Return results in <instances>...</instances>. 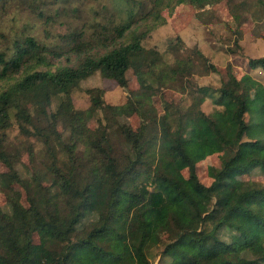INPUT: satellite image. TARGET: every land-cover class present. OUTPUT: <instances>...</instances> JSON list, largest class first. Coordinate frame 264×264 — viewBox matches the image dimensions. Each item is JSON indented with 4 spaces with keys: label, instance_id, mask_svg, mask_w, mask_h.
<instances>
[{
    "label": "trees",
    "instance_id": "obj_1",
    "mask_svg": "<svg viewBox=\"0 0 264 264\" xmlns=\"http://www.w3.org/2000/svg\"><path fill=\"white\" fill-rule=\"evenodd\" d=\"M178 1L203 8L218 0ZM256 6L264 9V0ZM131 25L121 22L91 41L81 37L76 62L67 56V64L54 68L36 67L46 58L32 37L16 42L8 60L0 53V79L23 70L0 91V161L7 168L0 189L9 201L0 206V264H151L154 246L160 264H264V186L243 178L264 171V85L249 73L232 76L229 86L199 85L195 75L217 68L197 47L184 53L177 36L162 53L144 47L146 31ZM93 41L104 49L90 52ZM247 61L249 69L264 71V55ZM130 69L138 88L123 105L105 103L100 87L87 89L104 114L90 127L72 105V89L95 73L127 88ZM210 97L220 108L206 113L201 106ZM54 98L67 103L66 136L50 109ZM131 113L140 118L138 129L119 120ZM14 123L31 161L27 176L17 167L22 149L8 138ZM80 146L86 156L78 155ZM216 153L219 166L209 167L212 181L205 185L196 165ZM51 177L42 210L31 184L43 187ZM14 184L24 189L27 206ZM169 224L175 236L166 232Z\"/></svg>",
    "mask_w": 264,
    "mask_h": 264
},
{
    "label": "rangeland",
    "instance_id": "obj_2",
    "mask_svg": "<svg viewBox=\"0 0 264 264\" xmlns=\"http://www.w3.org/2000/svg\"><path fill=\"white\" fill-rule=\"evenodd\" d=\"M256 4L257 0H218L198 8L188 1L178 0H0V53L8 60L15 52L16 42L25 45L24 40L32 37L39 44V55L46 58V63L36 67L54 68L67 64V56L70 57V62H76L74 50L81 37L91 41L99 35L112 33L117 24L132 20V30L146 31L142 40L144 47L165 53L169 43L177 36L183 41L184 53H187L186 49L197 47L217 68L207 75H195L194 81L199 85L229 86L232 84V76L241 77L244 73H249L264 85V71L260 68L251 70L247 63L249 57L264 55V9ZM147 27L150 29L147 30ZM126 39L120 38L117 44ZM92 44L94 46L90 52L104 49L98 42L93 41ZM88 51L84 49L83 54ZM25 61L26 64L35 62L28 58ZM25 66L27 65H23V68ZM22 73L21 69L7 79H0V91ZM127 78V88H123L116 81L95 73L72 89V105L85 112V120L90 127L95 128L100 122H104V114L91 105L87 89L100 87L103 89L105 103L123 105L129 92L138 88L137 79L131 69L127 72ZM174 96L182 104L189 102L185 94L174 92ZM66 104L64 99L54 98L50 106L58 115L57 125L65 136L68 133ZM155 105L158 112L162 113V102L158 97H155ZM201 107L206 113L220 108L214 103V97L207 98ZM252 118L250 113L246 114L247 121ZM119 120L128 122L135 129H138L140 123V118L135 113ZM8 138L11 143H17L21 147L22 161L17 167L24 176L29 175L31 161L22 146L21 142L25 138L19 134L16 123L8 132ZM33 143L35 152L39 153L40 143L34 139ZM77 152L81 157L86 156L82 146L78 147ZM219 163V153L197 163L196 173L202 183H211L209 167L217 168ZM6 170V166L0 161V172ZM79 174L84 179L83 172ZM183 174L186 176L188 170L184 169ZM243 178L258 186H264V171L259 168L253 169ZM54 182L51 177L43 182V187L31 184L34 201L42 210L44 187H51ZM12 191L25 206L28 205L26 193L21 186L14 184ZM8 205L5 191L0 189V206L6 209ZM165 230L169 236L176 235L171 224ZM34 240L38 241L37 234H34ZM158 250L156 246L151 248V264H160Z\"/></svg>",
    "mask_w": 264,
    "mask_h": 264
}]
</instances>
